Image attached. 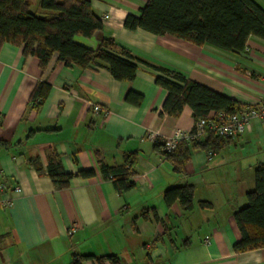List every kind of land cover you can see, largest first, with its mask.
<instances>
[{
    "label": "crops",
    "instance_id": "0c3cea01",
    "mask_svg": "<svg viewBox=\"0 0 264 264\" xmlns=\"http://www.w3.org/2000/svg\"><path fill=\"white\" fill-rule=\"evenodd\" d=\"M91 1L104 28L92 37L76 35V43L96 50L103 36L113 38L137 58L237 100L243 111L263 99V39L250 36L240 53L196 46L126 28L127 15L139 16L148 0ZM254 1L264 9V0ZM39 2L31 10L43 15ZM157 74L139 63L135 79L120 81L105 64L82 69L66 65L57 53L42 68L22 47L2 46L0 140L8 147L0 149V183L8 192L0 190V264H70L74 254L116 255L120 264H264V247L234 249L242 239L234 212L247 204L255 169L264 163V116H252L245 132L222 140L218 151L193 149L176 172L156 142L175 129L190 130L195 119L188 105L178 116L161 113L168 91L156 83ZM40 81L51 90L34 108L31 98ZM130 91L143 96L139 105L126 100ZM52 152L74 174L68 187L57 186L47 173ZM131 152L138 154L135 186L119 192L100 162L121 165ZM36 158L40 170L32 164ZM89 169L92 177L78 175ZM184 184L194 186L191 210L164 199L168 188ZM5 197L11 206H4Z\"/></svg>",
    "mask_w": 264,
    "mask_h": 264
},
{
    "label": "trees",
    "instance_id": "16d2710c",
    "mask_svg": "<svg viewBox=\"0 0 264 264\" xmlns=\"http://www.w3.org/2000/svg\"><path fill=\"white\" fill-rule=\"evenodd\" d=\"M33 1L0 0V50L5 43L20 46L24 55L38 57L42 68L56 53L66 65L82 69L94 63L105 64L113 77L120 81L135 79L139 63H143L158 71L156 83L168 91L162 114L178 116L186 105L191 107L195 120L212 112L243 111L244 105L237 100L181 73L137 58L113 38L103 36L96 50L76 43V35L92 37L104 28L91 0H40L39 9L45 12L43 15L31 10ZM124 25L130 30L142 28L196 46L211 44L225 51L240 53L245 51L250 36L264 40V9L254 0H148L139 16L127 15ZM50 90L48 82L40 81L36 85L31 98L34 108L42 106ZM126 100L139 105L143 96L130 91ZM222 140L230 142L232 139L210 134L202 142L182 141L172 153L164 152L162 143L156 142V147L174 162L176 172H182L193 149L218 151L223 145ZM7 147V142L0 140V149ZM137 157V152L126 154L123 164L115 166L100 162L103 174L114 181L119 192L135 186ZM32 164L36 169H42L38 158L33 159ZM47 173L61 188L68 187L74 177L65 171L56 152L49 157ZM78 175L92 177L94 170H82ZM193 197L192 184L172 186L164 193L168 205L180 201L185 210L193 208ZM234 217L242 233V239L234 246L235 251L264 247V163L257 165L255 188L247 193V204L236 210ZM3 237L0 236V242ZM89 259H97L100 264L109 259L113 264H120L116 255L97 258L93 254H74L70 264H83Z\"/></svg>",
    "mask_w": 264,
    "mask_h": 264
},
{
    "label": "built area",
    "instance_id": "2783aa9c",
    "mask_svg": "<svg viewBox=\"0 0 264 264\" xmlns=\"http://www.w3.org/2000/svg\"><path fill=\"white\" fill-rule=\"evenodd\" d=\"M94 110L100 111V105H95ZM256 115L264 116V97L255 108H250L247 111L234 113H226L223 111L215 112L213 115L210 114L209 116H204L195 120L190 130L175 129L167 140L162 142V150L167 153H172L180 142H202L210 134L225 139H237L248 128L250 118ZM148 138L153 141L158 140L154 133H150ZM0 190L8 192L7 185L1 183ZM17 190L19 189L17 188ZM3 204L5 207L11 206L12 199L5 197L3 199Z\"/></svg>",
    "mask_w": 264,
    "mask_h": 264
},
{
    "label": "rangeland",
    "instance_id": "374dc122",
    "mask_svg": "<svg viewBox=\"0 0 264 264\" xmlns=\"http://www.w3.org/2000/svg\"><path fill=\"white\" fill-rule=\"evenodd\" d=\"M34 4H35V3H34ZM32 10H35V6H34V5L32 6Z\"/></svg>",
    "mask_w": 264,
    "mask_h": 264
}]
</instances>
